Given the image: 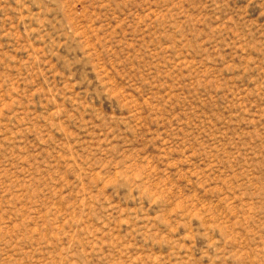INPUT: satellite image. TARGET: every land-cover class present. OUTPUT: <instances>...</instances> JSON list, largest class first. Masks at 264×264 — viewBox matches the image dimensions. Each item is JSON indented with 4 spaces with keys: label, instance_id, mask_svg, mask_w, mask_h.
<instances>
[{
    "label": "rangeland",
    "instance_id": "374dc122",
    "mask_svg": "<svg viewBox=\"0 0 264 264\" xmlns=\"http://www.w3.org/2000/svg\"><path fill=\"white\" fill-rule=\"evenodd\" d=\"M0 264H264V0H0Z\"/></svg>",
    "mask_w": 264,
    "mask_h": 264
}]
</instances>
